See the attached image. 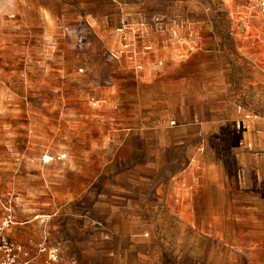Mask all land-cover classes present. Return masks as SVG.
<instances>
[{"label":"rangeland","instance_id":"1","mask_svg":"<svg viewBox=\"0 0 264 264\" xmlns=\"http://www.w3.org/2000/svg\"><path fill=\"white\" fill-rule=\"evenodd\" d=\"M259 1L0 0V225L12 215L1 238L25 242L30 256L42 242L56 247L58 259L49 264H108L107 258L109 264H264V247L247 248L253 262H229L232 248L221 252L211 238L161 215L144 232L151 241L140 260L131 253L103 256L101 224L115 218L95 214V204L118 182L133 135L113 121L107 127L88 117L101 108L100 85L121 76L119 61L139 72L143 63L134 57L151 60L143 52L151 51L144 47L160 23L154 14L165 16L164 29L183 42L184 65L170 64L171 73L194 80V89L209 97L219 83L228 90L235 75L247 92L250 60L236 48L246 42L264 47ZM141 18L147 21L142 27ZM246 25L257 30L252 39V28L242 39L237 35ZM39 256L38 264H48L45 253Z\"/></svg>","mask_w":264,"mask_h":264},{"label":"crops","instance_id":"2","mask_svg":"<svg viewBox=\"0 0 264 264\" xmlns=\"http://www.w3.org/2000/svg\"><path fill=\"white\" fill-rule=\"evenodd\" d=\"M151 19L162 25L151 27V51L143 52L151 60L134 57L143 63L139 72L119 61L121 76L100 85L96 98L101 108L88 116L107 127L113 121L133 135L124 145L132 155L121 159L118 182L95 204V214L115 218L101 224L106 233L102 254L116 252L120 259L131 253L140 260L151 241L144 232L161 215L211 238L206 239L221 252L232 248L227 249L229 262H253V251L247 248L264 247V237L256 234L264 232V47L246 42L236 48L250 60L244 65L247 92L240 91L235 75L228 90L219 83L209 97L194 89V80L169 71L170 64L184 65L179 61L183 42L175 31L164 29L165 16ZM145 22L141 18L140 26ZM245 28L237 35L242 39L252 28V39L257 30ZM198 67L204 70L205 65ZM229 73H234L231 66ZM210 154L215 159L207 162ZM22 246L31 253L25 242Z\"/></svg>","mask_w":264,"mask_h":264},{"label":"built area","instance_id":"3","mask_svg":"<svg viewBox=\"0 0 264 264\" xmlns=\"http://www.w3.org/2000/svg\"><path fill=\"white\" fill-rule=\"evenodd\" d=\"M258 6L261 12L264 13V0H260ZM156 22H158V20ZM157 25L158 24L156 23L155 28ZM142 26H144V23H142ZM124 27L125 26L123 25L117 29L119 37H121L125 31ZM144 49L149 51L151 46L146 45ZM137 68L141 69L140 66H137ZM11 216L12 215L6 216L0 225V264H37V257L42 253L47 255L46 261L48 264L58 259V249L56 247H48L45 242L39 244L38 251L35 256H30L29 252L25 251L21 244L10 243L1 238L4 229L9 227V225L12 223ZM36 218L43 219V216L38 215Z\"/></svg>","mask_w":264,"mask_h":264}]
</instances>
